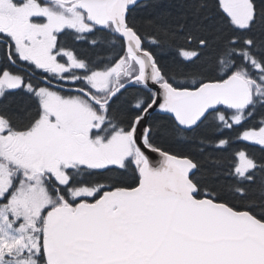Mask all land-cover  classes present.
I'll return each instance as SVG.
<instances>
[{
	"label": "snow or ice",
	"instance_id": "1",
	"mask_svg": "<svg viewBox=\"0 0 264 264\" xmlns=\"http://www.w3.org/2000/svg\"><path fill=\"white\" fill-rule=\"evenodd\" d=\"M0 264H264V0H0Z\"/></svg>",
	"mask_w": 264,
	"mask_h": 264
},
{
	"label": "trees",
	"instance_id": "2",
	"mask_svg": "<svg viewBox=\"0 0 264 264\" xmlns=\"http://www.w3.org/2000/svg\"><path fill=\"white\" fill-rule=\"evenodd\" d=\"M235 148H245V147H251V145H246L243 142H239L237 144L234 145Z\"/></svg>",
	"mask_w": 264,
	"mask_h": 264
}]
</instances>
